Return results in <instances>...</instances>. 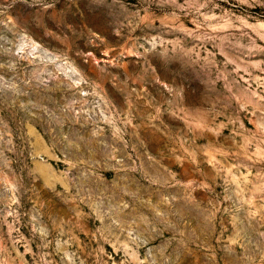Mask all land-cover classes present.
Masks as SVG:
<instances>
[{"label":"rangeland","instance_id":"rangeland-1","mask_svg":"<svg viewBox=\"0 0 264 264\" xmlns=\"http://www.w3.org/2000/svg\"><path fill=\"white\" fill-rule=\"evenodd\" d=\"M0 264H264V0H0Z\"/></svg>","mask_w":264,"mask_h":264}]
</instances>
